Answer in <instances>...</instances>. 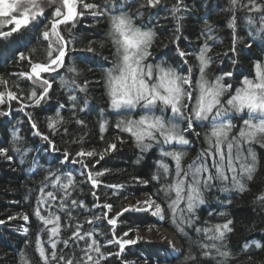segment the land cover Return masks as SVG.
Instances as JSON below:
<instances>
[{
  "label": "trees",
  "instance_id": "obj_1",
  "mask_svg": "<svg viewBox=\"0 0 264 264\" xmlns=\"http://www.w3.org/2000/svg\"><path fill=\"white\" fill-rule=\"evenodd\" d=\"M87 2L105 8L108 14L96 18L91 15L80 16L75 24L70 22L67 27L61 26V34L69 42L66 64L54 73L45 74L46 78L53 82L48 100L41 106H26L23 111L20 110V101H6L5 104H0V111L7 113L0 115V147L9 148V155L13 157L12 160L0 157V219L6 221L0 225V264H21L19 258L21 250L26 252L29 264H42L39 253L36 251L37 233L45 242L46 251L49 253L51 251L50 246L47 245V232H41L44 225L34 215H30V220L25 222L18 217V214H31L37 206L40 182L49 168H61L60 160L65 147H68L73 154L81 146L86 150L100 152L109 142H115L117 149L108 153L99 164L95 165L96 171L108 170L99 177L101 184L95 189L86 179V173L80 164L65 162L66 166L61 168L63 172H73L79 187L72 198L82 200L86 205V208L72 209V216L75 219L71 221L62 214L63 223L80 224L84 231L96 229L94 238L106 257L101 264H163L164 262L264 264V200L258 199L264 196V146L260 142L245 145V154L250 146L257 156L253 178L251 180L243 178L245 191L241 192L233 187L230 173L228 181H212V187L204 192L205 203L196 209L190 225L188 223L180 225L184 231L179 232V217H177V223H173L172 213L168 208L169 201L164 198L163 192L157 193L162 184H170L177 178L175 162L170 157L162 158L161 151H186L188 155L182 161L186 167L198 153L208 147L204 136L210 131L211 121H195V131L200 135L185 133L186 138L191 141L187 146H181L175 142L172 145L164 144L163 138L157 132L155 133L157 140L146 141L150 142L152 147L142 152L136 146L135 138L131 133L122 132L117 124L128 115L138 119L146 110L137 109L131 113L123 110L114 111L109 108L105 90L106 70L112 66L116 51L107 37L110 26L109 17L124 12L132 17L135 24L142 30L151 29L156 33L155 42L149 48L152 55L148 57V61L155 63L163 58L178 74L189 78V83L183 87L191 95V99L186 97L184 100L187 109L183 111V116H174L170 107L163 112L159 106L154 109L155 114L163 116L166 123L171 121L178 123L181 128H186L185 117L192 115L199 96L197 81L200 78V71L197 57L205 44L208 45V55L211 58L205 69V78L210 83H214L216 78L223 76L224 73H232L230 77L225 76L222 81L228 86V91L221 97L225 106H227L226 100L231 95H235L238 88L243 87L245 78L255 81V63H264V37L257 30L261 13H251L256 23L249 25L250 13L242 8H237L234 13L231 0H161L155 8L142 7L145 0H108V3L105 0H87ZM247 2L248 0H243V3L247 4ZM257 2L264 4V0H257ZM178 5L181 11L174 14L172 10ZM52 10H46L49 17ZM177 15L181 17L179 30H177ZM234 15L235 28L230 27V21ZM209 28L211 32L208 31ZM42 30L43 24L35 32L26 34L24 38L17 35L11 42L4 40L0 43V77L16 80L15 74L28 68L27 61L18 59L20 52L34 61H47L48 41L40 36L39 33ZM234 33L239 38L236 44L233 42ZM90 46L93 47V51H87ZM234 47L236 51H231ZM180 52L186 55L181 56ZM69 68H75L76 71L70 72ZM18 83L17 90H22L25 94L33 87H38L33 85L32 81L23 78H20ZM82 88L84 91H81ZM70 95L77 98L75 102L68 99ZM24 103L27 105L31 102L25 100ZM73 103L76 105L75 108ZM61 104L65 105L61 109V115L66 123L51 136L61 151L52 152L47 142L36 135L31 121L37 122L41 132L49 133L46 118L54 115L57 106ZM29 113L31 120L27 115ZM227 115L233 117V113ZM247 118V110L234 116L233 123L236 127L233 129V135L239 132L243 119ZM76 119L85 121V126L76 124ZM101 123L105 126L103 133L100 132ZM65 128L68 129L67 134L64 131ZM13 132L22 138L15 145ZM80 137H83L82 141ZM116 137H119V140H116ZM124 139L129 146L128 149L123 148ZM74 140L79 143H72ZM13 147L19 148L20 153L12 151ZM92 159L94 162L99 157ZM160 159L169 164L171 174L163 175L161 170L160 179L153 181L151 177L157 172L156 162ZM34 160L41 167H35ZM208 163H212V158H208ZM137 176L147 180L148 183L134 182L133 178ZM109 184H120L123 187L113 190L106 187ZM93 192L96 196L92 195ZM143 193L151 194L154 199H157V195L159 196L157 202L161 203L165 213V219L160 224L176 237L180 245V250L175 255L170 254L159 244L139 241L134 245H127L123 253L117 256L119 246L107 242L113 239V233L117 229L123 232L127 231V228L120 222L116 228L109 225L103 215L108 210L102 205L110 203L116 211H119L121 206H127L128 200ZM174 197L173 192L172 198ZM51 203L55 205L59 201H51ZM183 206L182 201L181 207ZM56 211L60 213L59 208H56ZM114 214V212L110 213V215ZM8 216H16L17 219L8 220ZM91 217H100V219L89 224L87 220ZM227 220L232 221V231L226 234L223 241L216 243L221 251H229L231 255L227 258L221 257L213 250L208 257L203 256L202 245L212 242L206 239L202 231L197 232L196 229L223 224ZM124 221L132 225L134 230L148 223H157V219L150 213H128ZM22 227H28L29 232L25 234L21 230ZM69 236L71 231L63 228L62 237ZM129 237L133 238V231L129 233ZM253 241L259 243L261 247L257 248ZM246 243L249 245L248 249H244ZM84 247V241H76L67 249L63 243L58 244V248L64 249L66 255L74 257L82 255L81 249ZM188 255L194 259L185 261Z\"/></svg>",
  "mask_w": 264,
  "mask_h": 264
},
{
  "label": "snow or ice",
  "instance_id": "obj_2",
  "mask_svg": "<svg viewBox=\"0 0 264 264\" xmlns=\"http://www.w3.org/2000/svg\"><path fill=\"white\" fill-rule=\"evenodd\" d=\"M108 3V0H105ZM161 3V0H145V4L142 7L155 8ZM232 10L235 13L237 8L247 9L250 15L248 16V23L252 25L256 23L251 13H261L260 22L258 25V31L261 36L264 37V4L258 3L257 0H248L247 4L243 3V0H231ZM54 7V10H52ZM47 10L51 11V17L48 16ZM173 13H179L181 11L179 5L173 8ZM105 8L89 3L87 0H0V43L4 40L15 39L17 35L24 38L26 34L35 32L40 25L43 24V30L40 31V36L48 41L47 49V61L40 62L34 61L31 57H26L23 52L18 53V59L21 61H27L28 68L24 71L16 73V80H9L4 77H0V104H5L6 101H20V110L31 106H41L50 96V90L53 87L52 80L46 78L45 74H51L56 72L57 69H62L66 64L67 56V44L68 41L61 34V26L67 27L69 23L75 24L80 16L91 15L94 18L107 15ZM113 29L116 32H120L122 35L130 30L131 21L127 13L121 12L120 15H111L110 17ZM177 30H179V21L181 17L176 16ZM47 21V23H44ZM236 18L235 15L230 21V27L235 28ZM211 32V28L208 29ZM135 33L141 38V43L147 47L150 44L153 36L151 29L141 31L136 29ZM111 35V33H109ZM212 39V37H209ZM239 38L235 35L233 37L234 44L238 43ZM102 46V44H101ZM87 51H93V47H88ZM231 51H236L234 47ZM209 48L205 44L201 47L198 60L200 78L197 81L199 87V96L197 97V105L192 110V115L185 117L187 122L186 128L179 127L171 121L165 122L164 119L159 117L154 119L141 118L137 123L132 121L125 122L121 120L118 122L117 127L122 132L131 133L135 138L136 146L141 151H146L152 147L150 142L155 141L157 137L155 133H159L163 138L164 144H175L181 146H187L191 141L186 138L185 133H192L199 136L200 133L195 131V121H211L210 131L204 136V141L208 145L197 154L185 167L182 163L183 159L188 155L186 151L170 150L161 151V157H170L175 162V175L176 179L170 184H162L157 193L163 192L164 198L167 199L168 208L172 213L173 223H177V217L180 219L178 225V231L183 232V223H192V218L196 209L205 203L204 192L206 189L212 187V181L219 180L225 182L229 180V173L231 174V183L233 187L239 191H245V184L243 178L248 180L253 178V174L256 171L257 156L255 151L249 146L247 148V154H245V145H250L253 142H260L264 146V63H255L256 77L255 81L245 78L243 80V87L238 88L235 95H231L225 102L221 97L228 91V86L222 83L225 76H231L232 73H224L223 76L216 78L211 87H206L207 81L205 80V69L208 67L210 57L208 55ZM148 55L147 52L144 53ZM181 56L186 55L184 52H180ZM70 72H75V68H69ZM191 71V69H190ZM167 75V74H166ZM23 78L25 80L32 81L33 87L30 92L25 94L19 89L18 80ZM175 87V96L172 98L160 96V100L171 108L174 116H183V111L187 109V105H181L180 97L182 90L180 83L184 85L189 83L188 77L178 78L175 76L170 77ZM63 84V79L61 80ZM75 83V81H73ZM87 83V82H85ZM81 91H84L82 88ZM23 97V99H21ZM191 99V95L187 96ZM70 101L75 102V96H69ZM155 99V98H154ZM30 101V104H25L24 101ZM65 105H58L54 115L47 117V127L50 130L45 134L41 132L37 122L31 121V126L35 130L36 135L40 136L42 140L47 142L48 148L52 152H60L61 149L57 147L54 140L51 138L53 133L57 132V129L62 124L66 123L64 117L61 115V109ZM76 105L73 103V108ZM248 112V118L243 119L242 126L237 134L233 135V129L236 125L233 123V118L236 114L242 113L244 110ZM233 113V117H229L227 114ZM6 112L0 111V115H6ZM29 119L31 120L30 113ZM75 116V112L73 113ZM193 117L195 119H193ZM75 123L81 126H85V121L76 119ZM105 126L100 124V132L103 133ZM65 133H68V129H64ZM16 132H13V142L21 140ZM103 139V137H102ZM119 140V137L115 138ZM83 140V137H80ZM123 141H121L122 143ZM72 143H79V141H72ZM223 146V147H222ZM226 148V151H225ZM117 149L115 142H109L107 147L100 152L96 150H86L83 146L74 154L68 148L65 147L62 150V158L60 160L61 168L66 166L65 162H71L72 164H80L81 168L86 173V179L91 183L93 189L101 184L99 177L103 176L107 169L103 171H96L95 165L99 164L104 157ZM12 151L20 153L19 148L13 147ZM9 148L0 147V157L8 160H12L13 157L9 155ZM99 157L93 162L92 158ZM208 158H212V163H208ZM138 162V161H137ZM35 167L39 168L40 165L33 161ZM157 172L151 177L153 181H158L161 177V170L163 175H170L169 164L160 159L156 162ZM61 168H49L44 179L40 182L39 192L37 197V206L33 209L32 213H19L18 217L25 222L30 220V215H34L44 225L41 232L46 231L48 234L47 245L50 246V253L46 251L45 242L42 241L41 236L37 233L36 236V251L39 253L42 264H101L106 259L104 253L101 251V246L94 238V232L96 229L84 231L80 224H64L62 220V214H65L69 221L75 219L72 216V209L86 208V205L82 200L73 199L75 190L79 187L76 177L72 171L63 172ZM82 173V174H84ZM134 182L148 183L147 180H142L140 177H134ZM106 187L118 190L123 187L120 184H109ZM51 188V190H49ZM225 190V189H222ZM175 193V197L172 198V193ZM96 196V193H92ZM159 196L157 195V199ZM152 195H148L143 199H138L134 204L127 206H121L119 211H116L112 204L104 203L102 207L107 209L103 215L107 219V223L113 228H116L118 222L123 223L127 231L120 232L117 229L113 233V239H109V244H115L119 246V252L116 253L120 256L125 250L127 245H134L137 243L140 236L130 238L129 233L134 231L132 225L124 221L125 216L128 213H144L151 214L152 217L158 218L157 222L165 219L164 209L161 203L157 202ZM258 199L264 200V196L258 197ZM51 201H59V203L53 205ZM184 202V206L181 207V202ZM70 202V203H69ZM99 207L100 205H96ZM56 208H59L58 214ZM115 213L110 215V213ZM46 213V214H45ZM210 215H212L210 213ZM223 215V214H221ZM8 220L17 219L16 216H8ZM100 217H91L87 220V223L92 224ZM6 221L0 219V225ZM232 221L227 220L223 224H215L206 228H197V232H203L206 239L212 243L202 245V255L208 257L213 250H215L221 257H229L231 253L229 251H221L216 242H221L225 239L227 233L232 231ZM67 228L71 231V236L68 238L62 237V229ZM21 230L27 234L29 232L28 227H22ZM76 241H84L85 247L81 249L82 255L79 257L68 256L65 254L64 249H59L58 244L63 243L65 249L72 245ZM90 241V242H89ZM171 244L172 242L169 241ZM257 248L261 245L255 241L252 242ZM174 247V245H173ZM249 245L246 243L244 249H248ZM95 254V255H93ZM109 255H112L109 253ZM21 264H29V259L24 250L19 253ZM194 259L191 255L185 257V261Z\"/></svg>",
  "mask_w": 264,
  "mask_h": 264
},
{
  "label": "clouds",
  "instance_id": "obj_3",
  "mask_svg": "<svg viewBox=\"0 0 264 264\" xmlns=\"http://www.w3.org/2000/svg\"><path fill=\"white\" fill-rule=\"evenodd\" d=\"M129 19L131 21L130 30L123 35L113 29L111 20L107 33L108 40L116 50L112 66L106 70L105 74V90L109 100V108L114 111L123 110L129 113L137 109L146 110L138 119L131 118V115L126 116L123 119L125 122L132 121L137 123L142 117L164 119L163 116L156 115L154 112L157 106L160 107L161 112L169 107L159 97H174L176 85L173 84L170 77L183 78L184 76L178 74L163 58L155 63L148 61V57L152 55L149 48L155 42L156 33L151 30L154 33L152 40L145 47L135 30H146H142L136 25L132 17L129 16ZM145 52L148 55H145ZM205 80L207 81L206 87H211L213 83H210L206 78ZM183 85L181 82L182 95L180 102L181 105H186L184 100L189 93L184 89ZM175 124L177 131H179L180 125L178 123Z\"/></svg>",
  "mask_w": 264,
  "mask_h": 264
},
{
  "label": "rangeland",
  "instance_id": "obj_4",
  "mask_svg": "<svg viewBox=\"0 0 264 264\" xmlns=\"http://www.w3.org/2000/svg\"><path fill=\"white\" fill-rule=\"evenodd\" d=\"M123 148H125V149L129 148V146H128V144H127L125 139H124V142H123ZM146 196H148V194L143 193V194L139 195L136 198H132V199L128 200L126 202V205L134 204L138 199H143ZM155 219L158 220V218H155ZM160 222L150 223V224L148 223V224L143 225L142 227H139L138 229L133 231V238H135L138 235V236L141 237V239H139L137 242L145 241V242L159 244L162 247H165L170 252V254L175 255L180 250L179 244L178 245L176 244L173 247V244L163 243L161 241H158V240L154 239L153 236H152V234L158 229H162L163 228V229L168 230L166 227H164L162 224H160ZM163 264H173V263L172 262H164Z\"/></svg>",
  "mask_w": 264,
  "mask_h": 264
},
{
  "label": "bare ground",
  "instance_id": "obj_5",
  "mask_svg": "<svg viewBox=\"0 0 264 264\" xmlns=\"http://www.w3.org/2000/svg\"><path fill=\"white\" fill-rule=\"evenodd\" d=\"M153 238L163 243H169L171 241L173 245H178L176 237L166 229H158L152 234ZM170 244V243H169Z\"/></svg>",
  "mask_w": 264,
  "mask_h": 264
}]
</instances>
